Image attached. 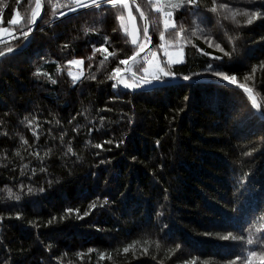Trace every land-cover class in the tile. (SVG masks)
<instances>
[{
  "label": "trees",
  "instance_id": "trees-1",
  "mask_svg": "<svg viewBox=\"0 0 264 264\" xmlns=\"http://www.w3.org/2000/svg\"><path fill=\"white\" fill-rule=\"evenodd\" d=\"M137 1L148 18L149 51L161 54L164 43L182 52L170 78L235 76L260 94L264 113V15L252 24L231 15L264 14V0L169 9L176 28L164 41L160 14ZM43 2L29 47L0 61V264H229L237 257L242 264L249 251H264V229L256 232L264 224V119L245 93L209 82L113 88L109 76L138 50L118 10L52 0L61 5L53 10ZM34 7V0H0V28L9 29L0 51L19 47L30 25H12L4 14L26 17ZM130 7L142 42V21ZM73 59L83 61L75 84ZM144 67L143 55L132 71L144 76ZM229 234L238 239H221ZM136 241L135 253L123 252Z\"/></svg>",
  "mask_w": 264,
  "mask_h": 264
},
{
  "label": "snow or ice",
  "instance_id": "snow-or-ice-1",
  "mask_svg": "<svg viewBox=\"0 0 264 264\" xmlns=\"http://www.w3.org/2000/svg\"><path fill=\"white\" fill-rule=\"evenodd\" d=\"M17 2L19 3L20 0H17ZM49 3H51V6L53 8V10L61 7V5L59 3H52V0H48ZM73 3L78 4L81 7H88L89 5L84 3V0H72ZM197 2V0H148V3L152 6L153 11L157 12L160 14V22L163 24V30L160 31V39L161 41L165 40V33L169 30V29H173L176 28V23L174 22V20L172 19L173 17V11L169 10V9H179L182 5L188 3V4H195ZM29 3H31V0H29ZM35 3V7L32 9L31 11V15L30 16H26V17H21L19 12H17L16 16L13 17L12 20L9 21L10 24L12 25H16L20 28L23 27L22 21L26 24H35L37 21V18L40 16V12H41V8H42V0H34ZM92 5H95L96 7H100V0H91ZM107 3L110 4L112 6V8L117 9L118 10V14H117V20L120 22V27L125 31V33L129 36L132 37V44L137 45L138 44V40L137 37L134 35L135 33V17L132 15V11H131V7L130 5H135L136 0H107ZM225 7L224 5H221V8ZM119 9H123V12H120ZM213 12L217 11V9L215 7H213L211 9ZM136 11L139 12L140 14V19L141 20H147V17L145 16V13L143 11H141L140 7L137 6L136 7ZM124 12L127 13V19L133 22V31H129L127 27H125V15ZM61 15H63V13H61ZM232 19L235 20L237 15H242L247 17L246 19V23L247 24H252L255 20L261 18L262 13L260 12H252V13H248V12H238V13H232ZM153 23H155V21H153ZM184 29L183 27L180 28L179 32L176 33V35L178 36L181 32H183ZM9 32L8 28H0V35H2L3 33H7ZM31 32V29H29L28 31H22L21 34L23 35V37L25 39H27L29 37V34ZM193 35H195V33H193ZM107 41V38H105ZM151 42V37L149 36V27L148 24L145 23V26L143 28V41L139 43L138 45V51L135 52L133 54V56L128 57L125 60H121L120 64L123 65H128L130 63V61H134L136 59V57L139 55L140 52H142L144 50V48L147 46L148 43ZM210 46H211V42H210ZM161 48L165 47V44L162 43L160 45ZM215 48L219 49L220 51H223V49L220 47L219 44H215ZM105 51H107L105 49ZM13 49L11 47L7 48V53H12ZM115 52L109 53V55L111 56H115ZM6 55V53L4 51H0V57H4ZM167 55V53H166ZM224 55H229V53L225 52ZM153 58L155 57V53H152ZM220 57H216V59H219ZM108 59L107 56H105V60ZM71 65H81L83 63V61H78V60H72L68 62ZM103 63V62H102ZM178 63H182V58L181 59H172L171 57L169 58L168 61H166V64L169 66V70H166L164 67H159V65L157 66V71L159 74H153L151 79L152 80H161V77H166V76H172L173 73L170 71V67L173 64H178ZM260 68L264 69V63H262L260 66ZM129 69L126 67L125 69H120L119 67L113 70V74L109 76V79H115L117 81V83L113 84V88H116L118 84H123V86L125 88H133L138 86V82L137 83H128L122 75V72L124 71H128ZM144 72H147L148 70L146 68H142L141 69ZM257 71V68L254 67L252 70L253 75L255 74V72ZM36 75H41V73L38 71L36 73ZM43 75H47V73H43ZM69 75L72 76V82L73 84H75L77 82V80L80 79V76L83 75V73H79V74H72L71 72L69 73ZM135 75V74H133ZM214 75H218L220 77H222L225 81H228L229 83H235L236 82V77L235 76H228L222 72L219 73H214ZM253 75H248L246 76L244 79L246 81L248 80H252L253 79ZM94 78V77H93ZM141 79L144 80L145 83H150L151 81L147 78V76L142 77ZM185 80L189 79V77L185 76L184 77ZM56 81L53 80L52 83H55ZM239 87H241L243 89V91L246 93L249 101L251 102V105L254 109H260L261 105L258 103V96L260 95L259 93H254V90L252 87H249L247 84H240L238 85ZM27 119V118H25ZM34 121H28L29 124H32ZM35 135V133H34ZM24 143H27V141H23ZM107 143H111V141H108ZM97 148L101 147V145L97 144L95 145ZM69 152H72L71 147H69L68 149ZM17 155H19V153H17ZM31 191V190H30ZM9 195L12 196L13 194L11 193V190H9ZM15 199H19L18 196L14 197ZM104 203H107V201H104ZM97 205L94 203L92 205H90V209L95 208ZM102 206V205H101ZM67 212L71 213L73 210L72 209H67ZM84 215H88V213H84ZM63 218V217H62ZM80 218V217H78ZM53 220H55V217L53 218ZM261 220H264V217H261ZM49 223H52V221H49ZM264 229V224H261L260 227L256 228V232H261V230ZM238 239V237L235 236H231V234H229L228 236H223L221 237V239ZM139 241L133 242V244L128 245L127 247H125L123 249L124 253H128L129 251H133V253H135V246L136 244H138ZM147 243V242H145ZM247 243L249 245H252L254 243V240L252 238H249L247 240ZM157 247H159V245H157ZM90 252L92 251L91 249L89 250ZM145 252H147V249L144 250ZM103 255L101 254V258L103 259ZM241 260L240 257H237L236 260H232L229 261V264H237V261ZM186 264H197L196 260H192L189 262H186ZM242 264H264V251L261 252H257V251H249L247 253V257L245 259H243Z\"/></svg>",
  "mask_w": 264,
  "mask_h": 264
},
{
  "label": "water",
  "instance_id": "water-1",
  "mask_svg": "<svg viewBox=\"0 0 264 264\" xmlns=\"http://www.w3.org/2000/svg\"><path fill=\"white\" fill-rule=\"evenodd\" d=\"M133 6H134L135 10H136V7L139 6L140 9H141V11H143L137 0H136L135 5H133ZM43 12H44V2L42 0V8H41L40 16L37 18V21H36L35 24H30L29 25L28 30L31 29V32L29 34V37L27 39L24 38L23 43L19 47L12 48L13 49V52L12 53H7V50H5L4 52L6 53V55L4 57H0V61L3 60L5 57H7L9 55H12V54H15V53H18V52H22V51L26 50L29 47V45L31 43L32 35L37 30V25L39 24V22H40V20L42 18ZM137 13L140 16L139 12H137ZM141 21H142V27L144 28L145 23L148 24V18H147L146 21L145 20H141ZM148 27H149V24H148ZM149 36H150V34H149ZM152 44H153V40H152V37H151V42L148 43L147 46L144 48V50L139 53V55L136 57V59L134 61H130V63L128 65H124L123 68H122V70L125 69L126 67L129 69L128 71L122 72V75L123 76L131 75L134 78H137L138 80L143 81V84L140 85V86L133 87V88H125L123 86V84H118V87L117 88H119L120 90H123V91L136 92V91H148V90H152V89L157 88V87H166V86L176 85V84H192V83L209 82V83H213V84H220V85L230 86V87L236 88V89L244 92L243 89L238 86L239 84H237V83H229L228 81H225L224 79H217L216 80V79H199V78L190 79L189 78V79L185 80V79H179V78H174L173 77V78H170V79H161V80H158L157 81V80H152L151 78H148L151 82L150 83H145L144 80L141 79L143 76H140V75H137V74L133 75L134 72L132 71V66L134 65V63L139 58H141L143 55L146 54V52L151 48ZM131 56H133V54ZM245 95H246V93H245ZM250 104H251V102H250ZM253 110L255 111V113L259 117H261V118L264 119V113L260 109L258 110V109H254L253 108Z\"/></svg>",
  "mask_w": 264,
  "mask_h": 264
},
{
  "label": "rangeland",
  "instance_id": "rangeland-1",
  "mask_svg": "<svg viewBox=\"0 0 264 264\" xmlns=\"http://www.w3.org/2000/svg\"><path fill=\"white\" fill-rule=\"evenodd\" d=\"M101 2H107V0H100V3ZM84 3L89 5V6H93L92 3H91V0H84ZM74 8L76 10H81V9L87 8V7H81L78 4L74 3ZM132 15L134 16L133 13H132ZM4 17L9 19V21L12 20V14L6 13V14H4ZM125 18H126L125 19V27H127L130 32L133 31V22L127 19V13L125 14ZM134 23H135V33H134V35L137 37V40H138V44L137 45H139V43L141 41V38H142L141 29H140L139 25L137 24L136 18H135ZM129 40L131 42V40H132L131 36H129ZM142 41H143V39H142ZM131 44H132V42H131ZM137 45H135V46H137ZM160 45H159V50H160L161 54L158 52L157 48H154V49L148 51L144 55V61H145V67L144 68H146L148 71L147 72L143 71V75H144L143 77L147 76V78H151L153 74H159L158 71H157V66L158 65H159V67H164L166 69L165 62L168 61L170 57L172 59H181L182 58V60H183V55H182V52L180 50H166L165 47L161 48ZM153 52L155 53V57L154 58L152 56ZM166 53H167V55H166ZM73 60L81 61L79 59H73ZM69 65H70V67L68 68V75H69L70 72L72 74H79V73L82 72V64L81 65H71V64H69ZM69 76L72 79V76L71 75H69ZM167 77L170 78L172 76H166V77H161V78H167ZM123 78L130 84L137 83V82H138V86L143 84V81L138 80L137 78H134L131 75L123 76ZM115 83H117V81ZM117 87H118V85H117Z\"/></svg>",
  "mask_w": 264,
  "mask_h": 264
},
{
  "label": "bare ground",
  "instance_id": "bare-ground-1",
  "mask_svg": "<svg viewBox=\"0 0 264 264\" xmlns=\"http://www.w3.org/2000/svg\"><path fill=\"white\" fill-rule=\"evenodd\" d=\"M148 51H149V50H148ZM148 51H147V52H148ZM147 52H146V53H147ZM232 171H233V170H232ZM225 234H226V233H225Z\"/></svg>",
  "mask_w": 264,
  "mask_h": 264
}]
</instances>
